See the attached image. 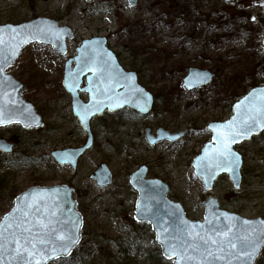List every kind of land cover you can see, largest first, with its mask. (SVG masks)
<instances>
[{"label":"rangeland","instance_id":"1","mask_svg":"<svg viewBox=\"0 0 264 264\" xmlns=\"http://www.w3.org/2000/svg\"><path fill=\"white\" fill-rule=\"evenodd\" d=\"M37 17L68 27L74 36L65 56L32 43L7 69L24 85L21 95L43 125L0 128V138L14 145L11 154L0 153V220L27 189L68 185L83 221L81 239L68 258L50 264H172L161 256L147 223L129 226L123 218L134 214L137 193L128 179L142 165L148 167V178L169 186L167 197L191 221L202 220L208 197L224 211L264 218V132L235 146L244 161L239 190L233 191L222 175L205 193L192 169V160L210 140L207 123L227 120L234 102L264 85L263 0H137L135 6L127 0H0V25ZM93 37L107 39L121 65L137 73L155 102L145 117L123 109L94 118L92 147L72 169L50 155L80 147L86 138L62 87V70L81 41ZM189 68L210 71L211 83L186 91L182 80ZM80 98L87 101V94ZM146 128L186 134L175 143L149 147L143 139ZM101 163L113 177L103 188L90 178Z\"/></svg>","mask_w":264,"mask_h":264},{"label":"water","instance_id":"2","mask_svg":"<svg viewBox=\"0 0 264 264\" xmlns=\"http://www.w3.org/2000/svg\"><path fill=\"white\" fill-rule=\"evenodd\" d=\"M223 1L226 4L235 2ZM127 2L135 6L137 0ZM72 38L73 32L68 27H60L56 21L43 17L17 25H0V128L16 124L23 129H36L43 124L34 106L21 96L23 84L6 73L21 51L36 42L48 44L64 56L67 52L66 41ZM106 44L104 37L84 39L76 48L77 55L64 63L62 87L70 96L72 115L87 137L79 148L52 151L50 155L59 165L69 164L75 169L79 157L91 148L90 122L93 118L102 116L105 111L115 113L124 108L147 116L153 108L152 94L139 85L135 72L121 67L115 53ZM262 45L264 53V37ZM212 78L213 74L209 71L190 68L182 85L187 91H192L208 85ZM83 79L85 85L81 86ZM80 93L87 94L86 102L80 99ZM252 117L264 119V85L253 87L233 103L228 120L206 125V130L211 134L210 141L204 143L192 161L193 172L200 178L204 192L211 191L219 176L224 174L233 190L240 189L243 159L235 146L260 135L264 132V126L257 124L251 133L237 136L234 140L231 133L240 129L245 122L252 123ZM183 135L184 132L170 133L162 128L157 129L155 134L148 128L144 130V140L149 146L163 141L174 143ZM13 147V144L0 138V153L9 155ZM229 151L231 156L228 155ZM147 172L148 168L143 165L129 175V184L138 195L134 219L150 225L165 259L172 260L173 264H229V261L231 264H255L264 248V218L247 219L221 210L218 200L210 197L203 202V221H191L179 203L167 198L168 185L159 179H148ZM90 178L99 187L112 183V175L105 164H100ZM43 224H47L48 228L41 227ZM82 225L74 190L70 186L31 187L15 197L12 208L0 220V264H24L15 251L14 240H19L23 245L25 238L29 240L26 245L28 251L34 255L29 256L23 247L21 253L32 264L35 261L50 264L65 259L80 243ZM25 227L32 231H24ZM52 228L56 231L52 232ZM61 236L72 237L75 243L61 239ZM240 236L249 238L247 251L261 245L250 261L242 255L237 258L239 241L236 237ZM229 237L238 244L237 249L229 248ZM212 239L218 243L212 244ZM42 240L44 243H41ZM206 240L208 244H205ZM33 243L36 244L35 249L32 248ZM53 246L54 253L40 251ZM209 250L213 255H209ZM217 256L220 258L216 259Z\"/></svg>","mask_w":264,"mask_h":264},{"label":"snow or ice","instance_id":"3","mask_svg":"<svg viewBox=\"0 0 264 264\" xmlns=\"http://www.w3.org/2000/svg\"><path fill=\"white\" fill-rule=\"evenodd\" d=\"M251 120H252V123L245 122V124L240 129H238V130H236V131H234V132L231 133V137H232L233 140L237 136L247 135V134L251 133L255 129V127H256L257 124H260V125L264 126V119L258 120L256 117H252ZM230 127H231V125H230ZM228 155L229 156L232 155L230 151H229ZM18 226H20V225H18ZM41 227L48 228V225L47 224H43V225H41ZM201 227H203V226H201ZM23 230L26 231V232H31L32 231V229L31 228H28V227H25ZM51 231L52 232H55L56 229L55 228H52ZM45 235H47V233H45ZM60 238L61 239H66L68 241H71V243H75V240L72 239V237L61 236ZM236 240L239 241V248H238V244L235 241H233L231 237L228 238V244H229V248L230 249H237L238 248V256H237L238 259L242 255L244 257H247L249 259V261H250L251 259L254 258L256 252L259 250V247L261 246V245H256V246H254L252 248L251 251H247L248 245L250 243L249 238L247 236H240V237H236ZM14 243L16 244L15 251L20 256V259L22 261H24V264H32V262L29 261L21 253V248L23 247L24 252H27L29 256L34 255V253L29 252L28 251V248L26 247V245L29 243V240L27 238H25L23 245H21V243H20L19 240H14ZM41 243H44V241L42 240ZM208 243H209V241L206 240L205 241V244H208ZM211 243L212 244H217L218 241L212 239L211 240ZM32 248H34V249L36 248V244L35 243L32 244ZM219 250L220 251H223V248H220ZM40 251H43L46 254H47L48 251H52L54 253L55 252V246H53L51 249H40ZM169 255L171 256V253ZM209 255H213V253L211 252V250H209ZM48 258H53V257L52 256H49ZM215 258L216 259H219L220 257L217 256ZM35 264H41V262L40 261H35ZM229 264H231V261H229Z\"/></svg>","mask_w":264,"mask_h":264},{"label":"bare ground","instance_id":"4","mask_svg":"<svg viewBox=\"0 0 264 264\" xmlns=\"http://www.w3.org/2000/svg\"><path fill=\"white\" fill-rule=\"evenodd\" d=\"M132 71H133V70H132ZM206 71H208V70H206ZM133 72H135V71H133ZM209 72H210V71H209ZM135 74L137 75L136 72H135ZM187 74H188V72H187ZM187 74H186V75H187ZM186 75H185V76H186ZM212 79H213V78H212ZM194 175H195V174H194ZM219 177H221V176H219ZM217 180H218V179H217ZM212 190H213V189H212ZM212 190H211V191H212ZM209 192H210V191H209ZM205 193H207V192H205ZM100 195H102V194H100ZM208 198H210V197H208ZM219 207H220V206H219ZM221 210H222V209H221ZM123 218L126 220V222L128 223L129 226H132L133 223H145V222H137V221L134 219V215H133L132 217L124 216ZM129 219H132L131 222L128 221ZM73 250H74V249H73ZM73 250H72V251H73ZM72 251H71V253H72ZM70 255H71V254H70ZM161 256H162V255H161ZM162 257H163V256H162ZM163 258H164V257H163ZM164 259H165V258H164ZM165 260H167V259H165ZM167 261H170V262L172 263V260H167ZM172 264H173V263H172Z\"/></svg>","mask_w":264,"mask_h":264},{"label":"trees","instance_id":"5","mask_svg":"<svg viewBox=\"0 0 264 264\" xmlns=\"http://www.w3.org/2000/svg\"><path fill=\"white\" fill-rule=\"evenodd\" d=\"M2 166H3V165L0 164V170H1ZM1 182H2V179H0V189H1V186H2ZM260 256H261V257H260ZM260 256H259L260 259H258V260L256 261L255 264H264V263H263V262H264V249L262 250Z\"/></svg>","mask_w":264,"mask_h":264}]
</instances>
